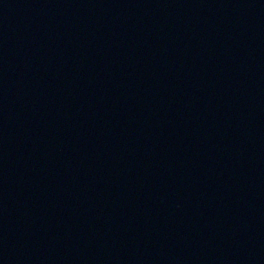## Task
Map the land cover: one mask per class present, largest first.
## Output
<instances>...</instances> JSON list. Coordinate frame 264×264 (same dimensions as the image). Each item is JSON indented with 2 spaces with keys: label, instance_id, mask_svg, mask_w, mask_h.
<instances>
[{
  "label": "water",
  "instance_id": "water-1",
  "mask_svg": "<svg viewBox=\"0 0 264 264\" xmlns=\"http://www.w3.org/2000/svg\"><path fill=\"white\" fill-rule=\"evenodd\" d=\"M0 264H264V0H0Z\"/></svg>",
  "mask_w": 264,
  "mask_h": 264
}]
</instances>
